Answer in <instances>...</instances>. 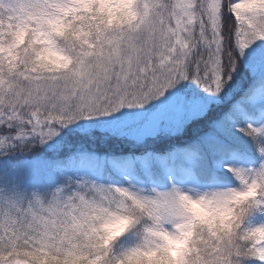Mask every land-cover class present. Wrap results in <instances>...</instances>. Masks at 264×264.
Masks as SVG:
<instances>
[{
  "label": "snow or ice",
  "instance_id": "6c2138e0",
  "mask_svg": "<svg viewBox=\"0 0 264 264\" xmlns=\"http://www.w3.org/2000/svg\"><path fill=\"white\" fill-rule=\"evenodd\" d=\"M0 264H264V0H0Z\"/></svg>",
  "mask_w": 264,
  "mask_h": 264
}]
</instances>
